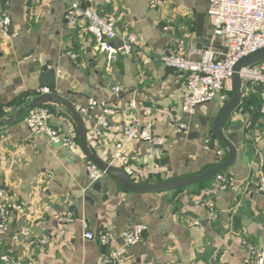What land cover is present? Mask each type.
Returning <instances> with one entry per match:
<instances>
[{"label":"crops","instance_id":"1","mask_svg":"<svg viewBox=\"0 0 264 264\" xmlns=\"http://www.w3.org/2000/svg\"><path fill=\"white\" fill-rule=\"evenodd\" d=\"M72 1L0 3V16L10 17L12 30L5 38L0 34V119L43 88L31 66L38 58L52 64L55 92L75 105L90 100L114 104L113 86L120 87L121 101L136 100L130 120L149 123L163 144L126 143L135 182L202 173L218 164L217 157L224 160L226 149L210 122L231 90L199 105L194 114H184L183 74L154 63L177 42L193 58L208 47L223 49L221 42L210 38L207 0H157L154 7L152 0H90L89 7L102 16L122 15L115 25L119 36L133 33L137 39L135 50L120 54L111 64L84 20L74 27L66 24ZM145 58L150 62L144 63ZM243 90L249 97L247 107H240L229 123L236 126L233 137L243 127L242 142L235 162L221 170L233 182L226 190L215 186V176L208 182L147 194L127 191L105 175L92 184L86 169L91 162L79 145L67 150L32 136L24 117L0 127V189L25 208L0 233V264H112L105 261L110 247L86 239L84 233L109 231L113 245L120 246L121 231L134 224L144 225L146 233L125 250L119 264H247L249 247L264 255V201L257 190V178L264 172L263 121L257 88L243 83ZM46 106L50 123L78 142L66 109ZM99 110L95 107L82 116L87 140L98 157L111 164L113 145L123 136L116 128L105 130L101 144H92L90 133ZM111 120L127 121L122 112ZM180 121L187 129L178 127ZM44 237L47 241L40 244Z\"/></svg>","mask_w":264,"mask_h":264},{"label":"built area","instance_id":"2","mask_svg":"<svg viewBox=\"0 0 264 264\" xmlns=\"http://www.w3.org/2000/svg\"><path fill=\"white\" fill-rule=\"evenodd\" d=\"M86 1L90 2V0H73L69 3V9L65 16L68 26L74 27L79 20H84L98 50L105 53L108 64L115 62L120 54H129L136 49L137 39L133 33L119 36L115 30V25L121 19V14L116 17L102 16L90 7L82 8L81 3ZM156 1H151V7L156 5ZM207 4L206 13L209 18L212 37L224 45L223 49L208 47L201 51L198 57L193 58L191 54L185 53L182 42H177L174 44V48L169 50L160 60L164 66L183 74L180 110L188 115L194 114L199 105L210 102L224 91H230L234 63L241 56L264 46V0H207ZM10 23L11 20L8 15L0 16V34L4 38L8 36ZM116 40H119L122 45L116 46L114 44ZM149 62V58L144 59V63ZM240 77L243 83L261 87L259 98L263 128L260 135L264 137V61L242 68ZM43 92H49V89L43 87L37 93ZM112 92L116 97L114 104H98L97 101L90 100L86 104L75 106L82 116H86L95 107L100 108L90 133L91 142L94 146L101 144V137L105 130L116 128L121 132L123 139L113 145L111 164L121 167L133 179L136 172L128 164L126 143L130 140H143L154 145H161L163 139L152 133L149 123L140 124L137 120H130L137 105L135 99L121 101V89L118 86H113ZM245 95V90H242V98ZM120 112L125 115L127 121L113 123L111 118ZM23 121L32 136L45 137L49 143L67 150L78 148L79 144L74 136L63 133L50 123L49 113L44 106L31 109L24 116ZM178 127L187 129V125L181 121L178 122ZM208 142H210L209 139L206 140V143ZM216 155H220V150L216 151ZM86 169L92 180L104 175L93 163L88 164ZM214 183L220 190H226L233 184L230 177L221 173L215 175ZM257 190L262 194L264 201L263 171H260L257 178ZM24 213L23 204L14 201L6 190L0 189V233L7 230V224L11 217ZM198 223L196 220L193 221L194 225H198ZM144 228L142 224H134L122 230L120 246L113 245L115 239L109 231L102 230L96 233L87 231L84 233V237L95 240L102 246L110 247L105 256V261L119 264L123 260L125 250L140 239ZM46 241L47 238L44 237L39 243L44 244ZM263 256L262 252L249 247V254L245 262L247 264H262Z\"/></svg>","mask_w":264,"mask_h":264},{"label":"water","instance_id":"3","mask_svg":"<svg viewBox=\"0 0 264 264\" xmlns=\"http://www.w3.org/2000/svg\"><path fill=\"white\" fill-rule=\"evenodd\" d=\"M89 6L90 4L88 2L81 4L82 8ZM8 31L12 32L11 26H9ZM209 33L211 38L212 31L210 30ZM196 34L199 35L198 29ZM207 43L208 39L205 44L207 45ZM114 44L116 46L122 45L120 41H115ZM262 61H264V46L241 56L234 63L231 75L230 98L219 108L218 112L211 118L210 122L211 131L213 132L215 138L226 149V158L220 161V158L217 157L215 161L218 162V164L213 168L203 171L202 173L172 176L161 181L138 183L131 179L121 167L114 166L100 159L88 143L86 124L75 104L64 95L55 92L54 88L56 87V79L52 64L49 61L41 62L38 58L34 59L31 66H33L38 73L37 77L40 85L48 88L49 92L37 93L32 98L22 102L14 113L0 119V127L18 121L35 107L46 106L49 104L62 106L66 109L75 125L77 139L81 150L84 152L89 161L93 163L101 172H103L106 177L117 182L122 188L134 194L161 193L181 189L192 184L208 182L212 180V178L219 171L231 166L235 162L237 158V149L243 138V127L238 131L237 137H233L232 133L235 131L236 126L229 123L232 120V116L238 112L241 107L243 81L240 77V70ZM154 63L162 65L161 61ZM254 116L255 114H253V117ZM210 147L213 148L214 144H211ZM92 182V184H99L101 179L97 178ZM104 187L107 188L106 183L104 184ZM90 191V189L86 191V199L91 193ZM145 233L146 231H143L141 235L143 236ZM262 264H264V256Z\"/></svg>","mask_w":264,"mask_h":264},{"label":"trees","instance_id":"4","mask_svg":"<svg viewBox=\"0 0 264 264\" xmlns=\"http://www.w3.org/2000/svg\"><path fill=\"white\" fill-rule=\"evenodd\" d=\"M6 2V0H0V3L1 4H4ZM257 88V92H258V98H259V93L261 91V87H256ZM248 96L245 95L243 98H242V102H241V107L245 108L247 107V101H248ZM259 105H261V101H260V98H259ZM45 108H47V106H45ZM221 144V143H220ZM222 145V144H221ZM222 147L224 148V146L222 145ZM225 149V148H224ZM216 166V165H213V167ZM218 173H222L221 171H219Z\"/></svg>","mask_w":264,"mask_h":264}]
</instances>
